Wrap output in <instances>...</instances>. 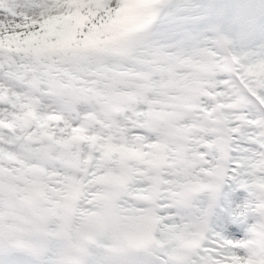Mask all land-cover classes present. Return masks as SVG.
<instances>
[{"label": "snow or ice", "instance_id": "obj_1", "mask_svg": "<svg viewBox=\"0 0 264 264\" xmlns=\"http://www.w3.org/2000/svg\"><path fill=\"white\" fill-rule=\"evenodd\" d=\"M0 264H264V0H0Z\"/></svg>", "mask_w": 264, "mask_h": 264}]
</instances>
